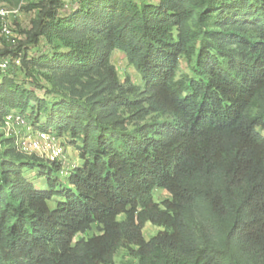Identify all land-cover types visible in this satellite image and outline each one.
<instances>
[{
  "label": "trees",
  "instance_id": "16d2710c",
  "mask_svg": "<svg viewBox=\"0 0 264 264\" xmlns=\"http://www.w3.org/2000/svg\"><path fill=\"white\" fill-rule=\"evenodd\" d=\"M31 9L44 50H0V124L19 114L79 162L65 175L0 141V264H116L123 249L122 264H264V0ZM115 51L139 84L120 81Z\"/></svg>",
  "mask_w": 264,
  "mask_h": 264
},
{
  "label": "rangeland",
  "instance_id": "374dc122",
  "mask_svg": "<svg viewBox=\"0 0 264 264\" xmlns=\"http://www.w3.org/2000/svg\"><path fill=\"white\" fill-rule=\"evenodd\" d=\"M40 0H0V6L7 7L12 11H18L15 18H12L10 21L12 34L10 37H3L0 30V50L2 51H17L21 49V54L27 52L31 56H39L40 51L44 48L34 47L31 43L28 42V32L32 28V20L36 16V11L31 9V5L34 3H39ZM69 11V8L66 9ZM112 63L115 65L120 81L127 85L128 82L133 84H139L140 74L137 70L132 67L127 60V57L124 53L120 51H115L112 57ZM189 69L187 64L182 61L180 75L188 74ZM22 79L25 80V77L21 75ZM40 85H46L44 80L40 81ZM36 94L39 98L47 99L52 101L54 99L53 95H48L46 90L36 89ZM15 130H20L15 127ZM13 131H10L5 125L0 124V141L4 138L11 137ZM3 134V136H1ZM59 144H61L65 149V158L63 159L65 168L72 169L79 162L78 152L68 144V139L66 137L60 139ZM34 175V174H33ZM31 175V177H33ZM66 175V174H65ZM37 185H44L41 180H37ZM155 199L158 202L170 199V195L165 190H158L155 193ZM53 206V205H51ZM161 229L148 225L144 230V237L148 241L155 235H157ZM97 233L95 228L88 236H92ZM129 252L126 249L121 250L116 257V264H122L130 261Z\"/></svg>",
  "mask_w": 264,
  "mask_h": 264
},
{
  "label": "built area",
  "instance_id": "2783aa9c",
  "mask_svg": "<svg viewBox=\"0 0 264 264\" xmlns=\"http://www.w3.org/2000/svg\"><path fill=\"white\" fill-rule=\"evenodd\" d=\"M18 11H12L7 7L0 6V30L3 37H10L12 34L10 21L16 17ZM16 65H20L17 60ZM10 64L9 59L0 62V70L4 73L7 71ZM10 131L13 138L16 139V144L19 149L25 154H35L50 162H60L63 166L62 174L67 173L63 159L65 158V149L59 144L56 136L47 134L40 130H35L34 127L21 115L11 114L5 118L3 123ZM17 127L20 130H15Z\"/></svg>",
  "mask_w": 264,
  "mask_h": 264
}]
</instances>
